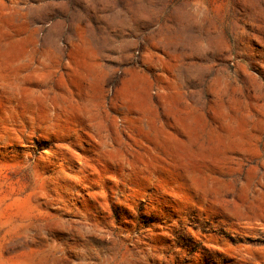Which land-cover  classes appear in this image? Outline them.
Segmentation results:
<instances>
[{"label": "rangeland", "instance_id": "rangeland-1", "mask_svg": "<svg viewBox=\"0 0 264 264\" xmlns=\"http://www.w3.org/2000/svg\"><path fill=\"white\" fill-rule=\"evenodd\" d=\"M0 264H264V0H0Z\"/></svg>", "mask_w": 264, "mask_h": 264}]
</instances>
